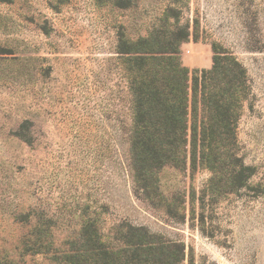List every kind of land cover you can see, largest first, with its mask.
<instances>
[{"label":"rangeland","instance_id":"obj_1","mask_svg":"<svg viewBox=\"0 0 264 264\" xmlns=\"http://www.w3.org/2000/svg\"><path fill=\"white\" fill-rule=\"evenodd\" d=\"M177 26L190 70L212 67L213 44L246 68L238 139L256 175L202 210L189 195L210 174L166 168V199L183 193L170 216L134 189L118 47ZM88 221L184 245V264H264V0H0V264H56Z\"/></svg>","mask_w":264,"mask_h":264},{"label":"trees","instance_id":"obj_2","mask_svg":"<svg viewBox=\"0 0 264 264\" xmlns=\"http://www.w3.org/2000/svg\"><path fill=\"white\" fill-rule=\"evenodd\" d=\"M190 36L188 27L177 26L166 34L155 32L136 40L122 37L118 47L130 104L128 142L134 189L148 200H161L170 216L182 206L183 193L166 199L160 189V175L166 168L189 169L191 178L200 170L210 174L203 189H192L189 195L190 203H198L202 210L250 189L256 175V169L240 155L238 139L243 109L252 92L248 72L217 44H213L210 69L190 70L180 57V47ZM117 230L116 235L107 236L96 222L88 221L79 237L53 260L56 264L186 261L184 245L131 225Z\"/></svg>","mask_w":264,"mask_h":264}]
</instances>
